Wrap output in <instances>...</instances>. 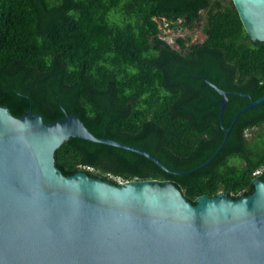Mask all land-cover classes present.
I'll return each mask as SVG.
<instances>
[{
  "label": "trees",
  "instance_id": "trees-1",
  "mask_svg": "<svg viewBox=\"0 0 264 264\" xmlns=\"http://www.w3.org/2000/svg\"><path fill=\"white\" fill-rule=\"evenodd\" d=\"M166 15L175 30L202 24L204 41L188 46L180 37L181 49L172 47L159 22ZM203 78L234 93L226 128L251 104L243 95L264 96V42L252 40L233 0H0V105L15 117L33 111L50 123L76 114L99 138L185 172L226 138L222 96ZM56 159L67 176L172 181L194 203L220 192L252 195L254 179H264V102L242 114L221 153L191 174L79 138Z\"/></svg>",
  "mask_w": 264,
  "mask_h": 264
},
{
  "label": "water",
  "instance_id": "water-1",
  "mask_svg": "<svg viewBox=\"0 0 264 264\" xmlns=\"http://www.w3.org/2000/svg\"><path fill=\"white\" fill-rule=\"evenodd\" d=\"M233 1L252 40L264 42V0ZM203 80L222 96L226 138L209 159L185 172L141 148L99 138L76 114L48 123L41 114L27 111L18 118L0 105V264H264L260 176L252 195L220 192L194 203L172 181L113 183L84 171L67 176L57 166V151L79 138L132 151L176 175L205 167L221 153L239 117L264 96L242 94L251 104L226 128L224 113L234 93Z\"/></svg>",
  "mask_w": 264,
  "mask_h": 264
},
{
  "label": "rangeland",
  "instance_id": "rangeland-1",
  "mask_svg": "<svg viewBox=\"0 0 264 264\" xmlns=\"http://www.w3.org/2000/svg\"><path fill=\"white\" fill-rule=\"evenodd\" d=\"M163 29V37L175 49H181L177 39L184 37L188 40V46L195 44V42H202L205 39V34L202 31V24H195L192 28L175 30L168 26L167 20H159Z\"/></svg>",
  "mask_w": 264,
  "mask_h": 264
},
{
  "label": "built area",
  "instance_id": "built-area-1",
  "mask_svg": "<svg viewBox=\"0 0 264 264\" xmlns=\"http://www.w3.org/2000/svg\"><path fill=\"white\" fill-rule=\"evenodd\" d=\"M259 174H261V172H260V171L257 173V175H259ZM117 180L119 181L118 183H121V182H123V181H121V180H120V179H118V178H117Z\"/></svg>",
  "mask_w": 264,
  "mask_h": 264
},
{
  "label": "flooded vegetation",
  "instance_id": "flooded-vegetation-1",
  "mask_svg": "<svg viewBox=\"0 0 264 264\" xmlns=\"http://www.w3.org/2000/svg\"><path fill=\"white\" fill-rule=\"evenodd\" d=\"M182 29V28H181Z\"/></svg>",
  "mask_w": 264,
  "mask_h": 264
}]
</instances>
